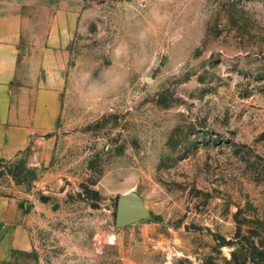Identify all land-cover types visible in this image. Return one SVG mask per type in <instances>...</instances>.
<instances>
[{
  "label": "rangeland",
  "instance_id": "1",
  "mask_svg": "<svg viewBox=\"0 0 264 264\" xmlns=\"http://www.w3.org/2000/svg\"><path fill=\"white\" fill-rule=\"evenodd\" d=\"M54 136L46 164L0 161L35 264H258L217 238L264 233V0H84ZM127 192L148 217L118 227Z\"/></svg>",
  "mask_w": 264,
  "mask_h": 264
},
{
  "label": "crops",
  "instance_id": "2",
  "mask_svg": "<svg viewBox=\"0 0 264 264\" xmlns=\"http://www.w3.org/2000/svg\"><path fill=\"white\" fill-rule=\"evenodd\" d=\"M84 0H0V161L46 164L54 147L67 43ZM23 210L0 198V264H35Z\"/></svg>",
  "mask_w": 264,
  "mask_h": 264
},
{
  "label": "clouds",
  "instance_id": "3",
  "mask_svg": "<svg viewBox=\"0 0 264 264\" xmlns=\"http://www.w3.org/2000/svg\"><path fill=\"white\" fill-rule=\"evenodd\" d=\"M143 36V34H141ZM127 55V46L118 45L114 49V56L119 58L121 56ZM89 74L84 73L81 77L83 91L81 93L83 102L85 106L90 110L91 107L97 103L100 98L105 95L110 90H115L121 84L123 76L121 73L113 70L107 69L103 73V83L93 82L88 84Z\"/></svg>",
  "mask_w": 264,
  "mask_h": 264
},
{
  "label": "trees",
  "instance_id": "4",
  "mask_svg": "<svg viewBox=\"0 0 264 264\" xmlns=\"http://www.w3.org/2000/svg\"><path fill=\"white\" fill-rule=\"evenodd\" d=\"M241 225L237 227V233L235 238L237 240H225L223 237L217 238L218 246L224 245H237L240 249L245 250L246 257H250L252 260H257L258 264H264V237L263 232H258L257 230L248 231V235H245L241 230ZM231 259L239 263V257L236 252H231ZM245 260H248L247 258ZM250 260V261H252ZM241 264H245L244 262Z\"/></svg>",
  "mask_w": 264,
  "mask_h": 264
},
{
  "label": "water",
  "instance_id": "5",
  "mask_svg": "<svg viewBox=\"0 0 264 264\" xmlns=\"http://www.w3.org/2000/svg\"><path fill=\"white\" fill-rule=\"evenodd\" d=\"M148 217L141 198L134 192L119 194L116 201L115 225L124 226Z\"/></svg>",
  "mask_w": 264,
  "mask_h": 264
}]
</instances>
